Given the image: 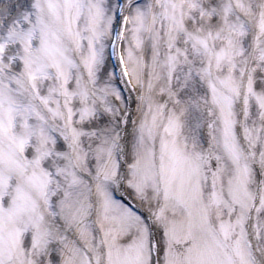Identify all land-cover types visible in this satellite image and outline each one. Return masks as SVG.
Here are the masks:
<instances>
[{"label":"snow or ice","instance_id":"6c2138e0","mask_svg":"<svg viewBox=\"0 0 264 264\" xmlns=\"http://www.w3.org/2000/svg\"><path fill=\"white\" fill-rule=\"evenodd\" d=\"M0 264H264V0H0Z\"/></svg>","mask_w":264,"mask_h":264}]
</instances>
